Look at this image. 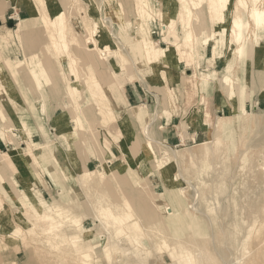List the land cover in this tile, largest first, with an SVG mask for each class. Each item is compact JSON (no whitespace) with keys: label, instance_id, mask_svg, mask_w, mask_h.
<instances>
[{"label":"rangeland","instance_id":"374dc122","mask_svg":"<svg viewBox=\"0 0 264 264\" xmlns=\"http://www.w3.org/2000/svg\"><path fill=\"white\" fill-rule=\"evenodd\" d=\"M117 1L124 5V27L130 22L127 31L137 30L136 0H56L54 8L59 5L64 14L50 23L43 20L46 11L39 0H0V104L7 113L0 118L6 132L0 135V150L26 148L33 141L27 156L34 160L27 166L40 179L33 188L67 210L59 217L38 204L18 203L24 187L15 170L26 165L11 167L6 183L0 184V264H249L255 256L256 264H264L263 25L251 20L247 29L239 27V10L233 5L228 28L234 38H247L244 56L224 45L213 58L211 40L201 44V64L183 62L185 66L177 67L180 59L175 56L158 63L151 59L136 33L127 38L118 33ZM107 2L111 6L105 10ZM209 2L217 19L213 22L204 7L202 37L220 29V16L224 20L217 0ZM94 7L99 21L92 15ZM139 9L143 36L161 49L174 41L185 46L188 27L176 2L149 0L139 3ZM16 13L20 19L10 18ZM242 14L247 20V13ZM99 27L112 49L111 56L105 52L104 73L90 71L84 54L95 59L101 54L95 43L91 48L84 43ZM235 42L237 47L240 40ZM39 59L44 71L34 70ZM95 72L120 86L115 95L105 96L118 115L108 123L98 114L96 96L106 93ZM226 73L243 88L234 96L222 86ZM134 83L142 87L141 100L130 94ZM196 89L204 95L196 96ZM139 104L146 108L143 118L136 114ZM201 105L208 114L205 108L196 123L208 136L203 131L189 134L188 121ZM243 113L251 116L249 122L240 120ZM254 115L262 122L251 126ZM219 117L228 119L230 127L215 131ZM174 124L175 133L185 130V139L171 131L165 139L158 132ZM151 139L155 154L149 157L144 149ZM203 141L211 142L213 149L192 155ZM73 143L78 162L71 166L64 155L69 157ZM165 149L177 154L161 167L157 159ZM24 179L31 180L28 175ZM109 212L125 215L122 224L138 222L137 230L117 234L120 223L111 222ZM44 213L56 218L54 227ZM76 226L83 228L80 237L71 235ZM62 232L70 239L56 241ZM89 237L100 241L98 252L79 253L76 247Z\"/></svg>","mask_w":264,"mask_h":264},{"label":"bare ground","instance_id":"6f19581e","mask_svg":"<svg viewBox=\"0 0 264 264\" xmlns=\"http://www.w3.org/2000/svg\"><path fill=\"white\" fill-rule=\"evenodd\" d=\"M55 1L56 0H39V2L42 5L43 10L46 11V15L44 14V16H43V20L45 21V23H50L52 21V19L54 18V16H56V15H58V17H60L61 15L64 14V12L62 14L63 9L61 7H59V5L56 8H54ZM173 1L177 3V9H178V11L179 10L181 11V18L185 21L184 25L188 27V30L186 33V40H185V46L186 47L183 45V43L174 41V42H172L171 45H169V48L167 50L161 49V47L156 42H154L150 37L143 36L142 31L140 30V28H143V25H142L143 18H142V11L139 9V3L142 2V3L148 4L149 0H136L135 7H136L137 12H138L137 13L138 14L137 20H139L141 27L139 26L137 28V30H132L130 32L127 31V29H129V27L131 25L130 22L127 23L126 27H124V24L121 22L122 21L121 17L124 14L123 3L121 1H117L118 6H117V8L115 7L116 10L114 9L115 10L114 11L115 25L117 24L119 31H120L118 33L123 38L124 37L127 38L130 34H132V32H133V34L136 33L138 35L137 38L139 39V41L141 42V44L143 45V47L146 51V54L151 59H155L157 63L160 61L161 62L167 61L169 57L175 56L178 59H180V61L186 62V64H188V66H191L193 64V62H196V63H198L197 65H199V64H201V60L205 56L204 51L201 50V44H207L211 40H214V47H213L214 48V57L213 58H217L219 48L224 46V45H227V47H229L231 51L236 50L238 53V56H242L244 51L246 50V46H245L246 42H244V41H246L247 38L243 34H237V35H235V38H236L235 39L231 35V33L229 32V28H228V22L231 21V17H230L231 13H232L231 12V6H233V5H235V7L239 10L237 15H236L238 18L237 23L239 24V27L241 25L244 29H247L250 25L251 20L255 21L259 26L263 25V27H264V0H217V2L221 5L222 16H223L224 20L220 16V20L218 22V25H219L218 27L220 29L217 30V32L212 31L211 34L208 33L207 35L202 37V34L205 33V28L201 27L203 22H204V20L202 18V14H204V9H205L204 7H206V10H208L210 18L213 22H215L217 19V16H215V14L210 9V7H208V5H210V2H209L210 0H173ZM158 2L160 3L161 0H158ZM110 6H111L110 3L107 2L105 5V10H108V8ZM153 11H155V14H157L159 12V8L157 10L153 9ZM144 12H146V11H144ZM147 12H148V10H147ZM242 12L247 13V16H248L247 20H245L243 18ZM148 13L152 14L151 11ZM92 15L94 17H96L98 19V21L100 20V13H99L98 7L93 8ZM169 16H167V17L170 18ZM65 17H66V15H65ZM65 17H64V19H65ZM122 19H123V17H122ZM65 21H66V19H65ZM132 38L135 39L136 35L133 36ZM235 40H240L237 47H236ZM84 43L88 46V48H91L90 46L93 43H95L96 47L94 49L99 51V53L101 52V54H99V56L96 59L91 57L90 53L84 52L86 59L87 60L89 59L88 65L91 67V68H89V70L91 71L93 69H96L95 71H99L101 73H104V69H102V68H103V64H105V61H107L106 56H105L107 53H105V52H108L110 56L112 55V52H111L112 49L110 46L111 43H110L109 37L105 33V30H102L99 27V29L95 33H92L88 37L85 38ZM102 51L104 52L103 54H102ZM117 58L119 60H122L121 57H117ZM156 62H154L155 68L158 70V68H157L158 66H157ZM35 63H36V67L34 70L44 71L43 69L45 68V66H44V63L42 62L41 59H39ZM121 65H122L123 69L127 68V66L124 63H121ZM112 71L114 72L115 70H112ZM228 71H230L229 68H228ZM99 72L94 73L95 78H96L95 81L97 83H99V86L102 87V89L105 91L106 95L101 94L99 96H96V102L99 105L98 106V114L102 118L103 123H108L110 120H112V121L116 120L118 115H116V113L114 111V107L112 106L113 102L105 96H108L110 98L112 95H115L113 93L116 92V90H118L120 88V86L115 81H113V78H106L105 77L103 80L102 76L101 75L99 76ZM35 73H38V72H35ZM203 78L206 79L203 76L201 80H203ZM204 81H205V83H203V85H206L208 82H207V80H204ZM221 81H222V86L224 87L225 90H227V92L231 96H234L236 94V91L241 92V89H243L242 86H240V82L237 81V78L233 79L230 76V73L224 74V76L221 77ZM239 86H240V88H239ZM209 89H211V88H209ZM107 90L110 92V94L107 93ZM205 108H206V113L208 114L207 107H205L204 105H201L196 110V115L192 116L193 120H196V117H197V119H199L202 116V114H205ZM242 110H244V109L242 108ZM136 111H137L136 114L139 115L140 118H143L145 116V112H146L145 105L140 106V104H139V106H137ZM0 112H1L0 118H1V116H3V117L5 116L7 118V116H6L7 113L5 114L4 109L1 106V104H0ZM247 115L243 113V115H241V117H239L240 120L242 122H246V121L249 122V120H251L250 119L251 116H247ZM8 117H9V115H8ZM191 122H192V124L196 123V122L194 123L192 121V119H191ZM261 122L262 121L260 119L257 120L256 115H254L252 118L251 126L255 125V124L258 125ZM229 124H231V122H229L228 119L223 120L222 118L219 117V118H217V121L215 122L214 129H215V131H218V130H221L222 128H226V127L229 128L230 127ZM69 129H71V131H74L75 126L70 125ZM2 133L6 136V132L2 128H0V135ZM152 135L153 134H151V136ZM66 143H67V141H66ZM74 143H73V146L70 147L69 157H66L63 154L65 159H66V162H68V164L71 166H73L72 165L73 163L78 162L77 157H76V147H75ZM34 144H33V141H29L28 146L26 148L15 147L9 151L0 150V184L6 183V180H7L6 177L7 176L9 177V173H10L9 171H13L11 167H16V166L20 165L21 163H24L26 165V168L15 170L17 175H18V178L20 180V181L19 180L18 181L20 183H22L23 187H24V190L20 194L21 196H17L15 194L18 197L16 199L17 202L25 204V205H28L29 203L30 204H38L41 207H43L45 212L47 209H50L57 216L60 217L61 215L66 213L67 210H63L64 208L62 209V208L58 207L56 202H51V201L46 200L41 195L39 190H34V188H33V184L38 181V178H37V175H36L33 167L31 165L27 166V164H29L30 162H32L34 160V157H32L31 155L30 156H27V155L29 153V150H32L35 147V146L33 147ZM210 145H211V142L209 143L208 141H206V142L203 141L202 143H199V146L196 149L198 151L197 152L191 151L192 152L191 154L197 155L202 151L203 148H206L207 153H209L213 149V146L211 147ZM42 147H44V146H42ZM42 147H40V148H42ZM208 149H209V151H208ZM144 150H145V152H147L149 157H152V155L155 154V150H154V147L152 145V139L147 143L146 148ZM61 151H63V148ZM151 152H152V154H151ZM176 154H177V150L165 149L163 157H161V156L158 157L157 163H159L161 165V167H165L167 165V163H170V161L174 157H176ZM205 159H207V158H205ZM8 168L10 170H8ZM26 175H28L29 178L31 179L29 182H27L24 179V177ZM83 175L86 176L87 174L83 173L82 176ZM64 176H65V180L69 179L68 175H66L65 173H64ZM15 182H16V180H15ZM83 182L85 183L86 181L83 179ZM65 188H66V186H63V187H61L60 190H63ZM44 215L47 218H49V219L51 218L53 220V227H54V224L57 222L56 218L52 217L48 213H44ZM126 216H128V214ZM108 217H109V220L111 222L118 220L117 222L120 223V225L115 229L117 234H119V235H130L132 230H137L138 222L122 224L123 220L125 219V215L118 217L115 214L109 212ZM75 221L78 222L79 220H75ZM75 229H76L75 232L72 233L71 235H75L76 237H80L81 233L83 232L82 226H79V227L76 226ZM65 233L66 232L60 233L54 239L56 241H58V240L60 241V240H64V239H70L69 235H67ZM53 241L54 240L52 239L51 242H53ZM99 243H100V241L98 239L94 240L93 238L89 237L87 239L86 243L82 246H77L76 250L79 253H81V252L85 253V252H89L91 249L92 251L97 253L98 252V246L100 245ZM164 244H166V243H164ZM105 252H107V251H105ZM108 254L109 253H107V254L105 253V255H107V256H108ZM260 259H262V258H260ZM256 260H257V256H255L253 259H251L250 262H248V263L249 264H256V262H255Z\"/></svg>","mask_w":264,"mask_h":264},{"label":"crops","instance_id":"0c3cea01","mask_svg":"<svg viewBox=\"0 0 264 264\" xmlns=\"http://www.w3.org/2000/svg\"><path fill=\"white\" fill-rule=\"evenodd\" d=\"M12 2H14V1H12ZM10 18H14V19H20L21 18V16H20V14L19 13H16V14H13L12 16H10ZM205 57V56H204ZM206 57H207V55H206ZM208 61H210V58L209 59H207ZM206 60V61H207ZM219 62V61H218ZM183 64V61H180L179 63H178V65H177V67L179 66V67H182V66H185V65H182ZM218 64H220V65H222V62L220 61ZM142 89V87H141V85H140V83H134L133 85H131V89H130V94H131V96L133 97V98H135V99H139V100H141L143 97H142V95H141V90ZM202 89V88H201ZM201 89H198L199 91H198V93L199 94H201V95H203V93H202V91H201ZM201 91V92H200ZM198 93H197V89H196V92H195V95L197 96L198 95ZM187 95H188V93H186ZM186 95V99H185V102L187 103V101L190 99L188 96ZM206 97V96H205ZM191 119H192V117L190 118V121H188V124H189V134L191 133L192 135H194V136H196V135H198L197 133L198 132H200V131H203V133H204V135L205 136H208V130H205L204 128H202L203 126H202V124H199L198 122L197 123H195L196 122V120H193L192 119V121L196 124H192V122H191ZM158 120H156V122H157ZM157 125V124H156ZM161 124H158V126H160ZM176 124H174V125H172V126H169V127H165V128H163V129H161V128H159V131L158 132H160L161 134H162V137H165V139L166 138H169L170 136L168 135V132H172L173 134H172V136H174V137H176V134L180 137V138H184L185 139V133H184V131L185 130H179V132L177 133H175V131H174V127L176 128ZM173 127V128H172ZM192 130L194 131V133L192 132ZM186 132H188V131H186ZM35 171V170H34ZM36 173V172H35ZM36 175H37V173H36ZM37 178H38V181L40 182V179H39V177H38V175H37ZM22 184V183H21ZM8 186H9V184H8ZM10 187V186H9ZM14 191V190H13Z\"/></svg>","mask_w":264,"mask_h":264}]
</instances>
